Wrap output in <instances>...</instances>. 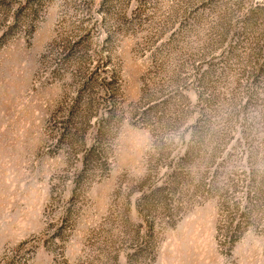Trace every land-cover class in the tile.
I'll return each mask as SVG.
<instances>
[{
	"label": "rangeland",
	"instance_id": "obj_1",
	"mask_svg": "<svg viewBox=\"0 0 264 264\" xmlns=\"http://www.w3.org/2000/svg\"><path fill=\"white\" fill-rule=\"evenodd\" d=\"M0 264H264V0H0Z\"/></svg>",
	"mask_w": 264,
	"mask_h": 264
}]
</instances>
